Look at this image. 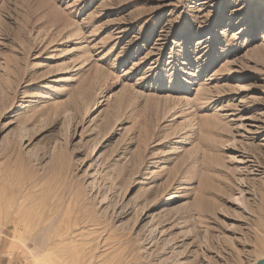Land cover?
<instances>
[{
    "label": "rangeland",
    "instance_id": "obj_1",
    "mask_svg": "<svg viewBox=\"0 0 264 264\" xmlns=\"http://www.w3.org/2000/svg\"><path fill=\"white\" fill-rule=\"evenodd\" d=\"M264 259V0H0V264Z\"/></svg>",
    "mask_w": 264,
    "mask_h": 264
},
{
    "label": "water",
    "instance_id": "obj_2",
    "mask_svg": "<svg viewBox=\"0 0 264 264\" xmlns=\"http://www.w3.org/2000/svg\"><path fill=\"white\" fill-rule=\"evenodd\" d=\"M256 264H264V259L260 260V261L257 262Z\"/></svg>",
    "mask_w": 264,
    "mask_h": 264
}]
</instances>
